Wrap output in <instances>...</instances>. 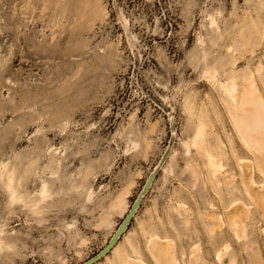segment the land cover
Instances as JSON below:
<instances>
[{
	"label": "rangeland",
	"instance_id": "obj_1",
	"mask_svg": "<svg viewBox=\"0 0 264 264\" xmlns=\"http://www.w3.org/2000/svg\"><path fill=\"white\" fill-rule=\"evenodd\" d=\"M231 80L264 0H0V264H264Z\"/></svg>",
	"mask_w": 264,
	"mask_h": 264
},
{
	"label": "bare ground",
	"instance_id": "obj_2",
	"mask_svg": "<svg viewBox=\"0 0 264 264\" xmlns=\"http://www.w3.org/2000/svg\"><path fill=\"white\" fill-rule=\"evenodd\" d=\"M221 85H222V88L224 89L225 93L228 96H230L235 103L238 104L236 106V109L238 111H240V112H243V114H244L242 117H237V116L234 115V119H235L236 123L238 124V127H239V129H240V131H241V133L243 135L244 140L248 144H250L254 148V150L256 152L257 151L258 152H264V144H263V142L260 139H256L254 137V134L259 133L260 136H261V134L263 133L261 129L264 127V115H262L261 112L264 113V104H263L264 102H263V100H258V102H256V104H254L255 102H251L249 100L250 97H253L255 95V91L253 89H251V85H252L251 84V81H248V80L246 81V88L245 89H242V88L239 89L236 86L234 80L233 81L231 80L228 83H222ZM243 90H245V93L246 94L242 98V91ZM251 104L254 105V106L257 105V107L255 109L253 108V111L252 112H249L246 107L248 105H251ZM200 135H201V132H200ZM248 160H249V162L246 163L247 167L253 169L252 166H254V165L251 164L252 163L251 162L252 160H250V159H248ZM259 163L261 164V166L264 165V162L263 161H259ZM156 166H158V165H156ZM210 167H211L212 173L215 174L216 172L218 173V170L221 168V165L219 163H214V161H213L212 162V165ZM127 194H128V191L126 189L124 192H122L121 194L117 195L116 198L114 200H112V202L110 203L111 207H113L114 209H119V211L121 210L120 213H122V214L125 213L126 210H127V207H128V204H127ZM153 240L155 241L156 239L154 238ZM161 242H163L162 244H164V240H162ZM167 244H168V242H167ZM168 247H169V245H168ZM164 249H165L164 252H167L165 245H164ZM157 250H158V248H157ZM219 257H222V255L219 254ZM133 262H135V261H133ZM136 262H137V260H136ZM138 262H140V261H138ZM176 263L177 262L175 261V264Z\"/></svg>",
	"mask_w": 264,
	"mask_h": 264
},
{
	"label": "crops",
	"instance_id": "obj_3",
	"mask_svg": "<svg viewBox=\"0 0 264 264\" xmlns=\"http://www.w3.org/2000/svg\"><path fill=\"white\" fill-rule=\"evenodd\" d=\"M235 84H236V86L238 87V85H237V82H236V80H235ZM239 88V87H238ZM246 88V81L245 82H243V89H245ZM245 90H243L242 91V98H243V96H245ZM227 95V94H226ZM229 98L231 99V101L233 102V109H234V114L233 115H235V116H237V117H242L244 114H243V112H240V111H238L237 109H236V106H237V103H235L234 101H233V99L229 96ZM249 100L251 101V102H255L254 104H256V102H258V100H262L261 98H260V96H259V94H256L255 93V95L253 96V97H250L249 98ZM257 107V105H248L246 108L248 109V111L249 112H252L253 111V108L255 109ZM262 113V115H264V113L263 112H261ZM262 130V132L264 133V127L261 129ZM261 134V136H260V134L259 133H257V134H254V137L256 138V139H260L262 142H263V144H264V134ZM205 146V145H204ZM201 149V148H200ZM204 152H206V150H207V148H205V149H202ZM256 158L259 160V161H263L264 162V152H256ZM245 167L248 169V170H252L251 168H248L247 167V165H245ZM244 167V168H245ZM252 178V177H251ZM252 180H253V178L251 179V183L253 184V182H252ZM254 191H256V193H257V195H258V197L261 199V197H264V195L262 196V194H261V191H260V189L258 188V189H255ZM259 191V192H258ZM260 193V194H259ZM257 195H254L255 197H257ZM261 206H263V205H261ZM263 209H264V206H263ZM163 259V258H162Z\"/></svg>",
	"mask_w": 264,
	"mask_h": 264
}]
</instances>
